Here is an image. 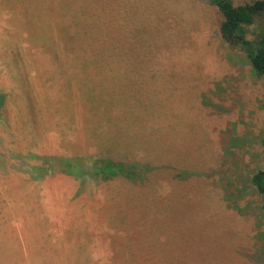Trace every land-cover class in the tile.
<instances>
[{
	"label": "rangeland",
	"instance_id": "rangeland-1",
	"mask_svg": "<svg viewBox=\"0 0 264 264\" xmlns=\"http://www.w3.org/2000/svg\"><path fill=\"white\" fill-rule=\"evenodd\" d=\"M221 21L205 0H0L5 203L71 206L105 248L61 249L27 218L38 236L3 230L0 264H264V80Z\"/></svg>",
	"mask_w": 264,
	"mask_h": 264
},
{
	"label": "crops",
	"instance_id": "crops-1",
	"mask_svg": "<svg viewBox=\"0 0 264 264\" xmlns=\"http://www.w3.org/2000/svg\"><path fill=\"white\" fill-rule=\"evenodd\" d=\"M0 191L2 202L5 203V200L9 202V197L4 198L2 188H0ZM35 194H38V196L34 197L33 195ZM40 197L41 193H37L36 191H33L30 195V199L38 198L36 200H41ZM5 204L10 214H6L0 205V234L3 235V230H5L9 233L10 238L26 249L28 244L25 243L28 239H31L30 243H32L34 241L33 236H38V234L34 233V229L33 231L29 229L27 218L37 219L38 217L44 218L47 216V220L44 223L50 227L43 235L46 236L45 238H51L54 245H59L61 249H64L68 244L74 243L80 254H84L86 257L92 256L94 259L104 254L105 248H103L102 252L98 253L99 237L101 239L100 242L104 243L102 241L104 240V231H100V234L98 232L99 227L104 230L102 222L99 225V221L83 220L78 214L77 216H73L72 212L69 211L71 206L61 205L58 207L46 204L36 206L31 203ZM6 221L7 223L4 225ZM89 239L90 245L88 244ZM83 247H85V252L83 251ZM83 261H86V258Z\"/></svg>",
	"mask_w": 264,
	"mask_h": 264
},
{
	"label": "trees",
	"instance_id": "trees-1",
	"mask_svg": "<svg viewBox=\"0 0 264 264\" xmlns=\"http://www.w3.org/2000/svg\"><path fill=\"white\" fill-rule=\"evenodd\" d=\"M114 4L115 0H110ZM209 5L214 6L222 16L220 23V34L222 39L227 42L229 47L241 50L249 61L254 73L264 80V0H254L249 3L234 5L232 0H205ZM262 21L258 30H249L254 24ZM101 35L100 31H97ZM110 32H107V35ZM116 56L115 53H112ZM121 54L120 59L123 60ZM3 99L0 96V107ZM264 105V97H263ZM264 146V138L261 140ZM80 158H72L66 161V165L71 168L70 174L73 173L75 166L74 161ZM100 162H98L99 164ZM92 169V174H101L103 180L110 179L117 175H126L132 177L131 172L123 170V165L111 162L100 163ZM127 170V169H126ZM81 171V170H80ZM83 171H81L82 173ZM130 175V176H129ZM253 185L260 193L263 200L264 209V169L258 170L251 177ZM264 224V213H263Z\"/></svg>",
	"mask_w": 264,
	"mask_h": 264
}]
</instances>
